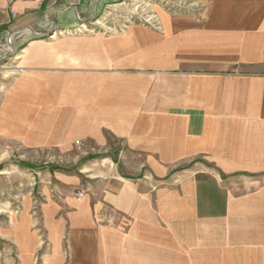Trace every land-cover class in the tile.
<instances>
[{
    "label": "crops",
    "instance_id": "1",
    "mask_svg": "<svg viewBox=\"0 0 264 264\" xmlns=\"http://www.w3.org/2000/svg\"><path fill=\"white\" fill-rule=\"evenodd\" d=\"M114 1L0 0L1 160L42 161L48 200L20 256L264 264V0L79 30Z\"/></svg>",
    "mask_w": 264,
    "mask_h": 264
},
{
    "label": "rangeland",
    "instance_id": "2",
    "mask_svg": "<svg viewBox=\"0 0 264 264\" xmlns=\"http://www.w3.org/2000/svg\"><path fill=\"white\" fill-rule=\"evenodd\" d=\"M205 1L208 0H117L111 2L101 18L89 25H81L79 30L114 32L137 23L153 25L157 24L164 13L201 15L202 2ZM4 64L1 56L0 69ZM7 154L8 152L0 154V264H42L41 251L31 262L20 256L22 252L19 246L21 230L29 225L31 232L26 230L28 232L23 233L22 239L31 242L30 235L35 236V241H39L41 246L49 240L43 219V208L48 200L41 195L42 182L46 181L39 179L36 174L39 170L34 167L42 166L44 163L30 156H26L27 160L21 159L19 157L21 153L18 152L9 153V156L12 155L10 158L1 160ZM23 163H27L28 166H22ZM43 170L48 169L45 167ZM50 183L48 187L52 189L49 191H56L57 184L54 181ZM77 194L79 196L82 191Z\"/></svg>",
    "mask_w": 264,
    "mask_h": 264
},
{
    "label": "built area",
    "instance_id": "3",
    "mask_svg": "<svg viewBox=\"0 0 264 264\" xmlns=\"http://www.w3.org/2000/svg\"><path fill=\"white\" fill-rule=\"evenodd\" d=\"M79 198H80V197H79ZM107 221H108L109 223H111V221H112V218H111V216H110V215L107 217Z\"/></svg>",
    "mask_w": 264,
    "mask_h": 264
}]
</instances>
